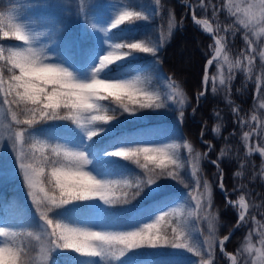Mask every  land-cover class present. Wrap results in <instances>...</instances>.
I'll use <instances>...</instances> for the list:
<instances>
[{
  "label": "trees",
  "instance_id": "1",
  "mask_svg": "<svg viewBox=\"0 0 264 264\" xmlns=\"http://www.w3.org/2000/svg\"><path fill=\"white\" fill-rule=\"evenodd\" d=\"M122 7L141 11L150 19L121 25L120 29L113 30L109 37H104L101 32L96 31V28L107 27L114 14ZM9 8L16 10L17 21L26 24L33 33L37 47L49 50L48 54L53 57L57 54L71 57L72 66L67 63L63 66L71 70L77 79H88L97 63L99 56L91 62L86 58L89 50L94 49L102 55L108 50L106 40L123 42L120 39L111 40L112 36L124 40L147 39L157 44H161L163 38L162 46L155 57L151 54L136 53L135 57L111 65V71L106 69L101 76L106 79H131L141 75L144 78V87L159 91L162 95L171 91L169 83L174 81L180 84L186 97L183 123L178 122L179 112L174 110L176 105L170 101L165 109L142 110L135 116L124 113L109 125H101L104 131L92 141L85 139L80 145L91 160L86 170L97 179H121L124 176L142 175L141 170L132 161L104 155L105 152L115 151L121 146L118 138H127L128 143H190L195 151L202 154L200 178L202 181L208 180L213 190L211 211L217 214L213 264H229V258L221 253L218 242L230 232L239 219V208L228 200L234 202L240 196H244L248 203L247 223L235 228L224 246L227 252L235 255L237 264H247L251 259L250 253L246 251L248 244L259 248V233L264 232V157L257 151H249L250 148L264 146V132L254 134L245 142L243 134L251 129L248 124L242 126L239 120H247L253 128H258V123L252 122L251 116L255 114L262 119L263 109L259 108V102L264 97H257L256 82L257 77H261V83L264 85V69L258 55L259 50L263 49V36H254L252 31L244 29L236 22V15L233 14L235 11L231 8L229 0H204L203 7L200 0H161L160 5L156 4V0H0V11H7ZM192 9L196 17L208 19L212 23L215 36L223 37L224 52L228 56L227 61L221 57L222 67L216 61L209 66L206 94L199 101L197 97L204 89L203 77L206 63L213 54L214 39L194 22L191 17ZM170 19L174 21L171 31L168 27ZM246 31L257 49L251 76L243 71L246 66V61H243L247 48L244 39ZM3 43L20 42L13 39L4 40ZM156 59L160 61L157 66L159 74L155 71H145ZM237 59L242 61L241 68L231 69L232 80L226 86H221V75L227 77L230 66ZM138 69L141 71H137ZM102 103L105 107L122 111L111 100ZM234 107L237 109L236 113L232 111ZM217 126L218 133L214 131ZM35 127H40L41 133H52L61 137L60 142L83 137V133L71 121H50ZM221 150L224 152L222 157ZM181 156L185 161L181 174L191 182L187 149L181 148ZM210 160L218 161L219 169ZM221 171L227 195L219 188ZM238 171L240 176H236ZM187 191L183 184L165 179L145 190L141 197L132 200L130 204L105 205L98 199L81 201L59 209L56 218L65 222L91 220L93 229H99L105 226L106 221L111 220L135 223L137 227H142V223L138 222H153L155 217L150 219L148 214L162 204L179 207L185 199L191 203L190 198L186 197ZM52 194L56 193H50ZM118 194L122 196L123 192L118 191ZM29 212V206L16 182L7 181L4 174H0V223L12 225L18 233L33 231L36 227L35 221ZM248 213L255 215L256 221H252ZM168 222H162L161 227L166 228ZM168 230L170 232V229ZM202 233H207V224L204 221H201L198 230L194 231V236L200 244L204 241ZM33 235L35 236L36 232ZM16 243L23 247L25 244L34 245L35 240L21 236ZM199 260V257L186 249L145 248L136 250V253H129L118 264H199ZM51 264L95 262L67 250H57L52 255Z\"/></svg>",
  "mask_w": 264,
  "mask_h": 264
},
{
  "label": "snow or ice",
  "instance_id": "2",
  "mask_svg": "<svg viewBox=\"0 0 264 264\" xmlns=\"http://www.w3.org/2000/svg\"><path fill=\"white\" fill-rule=\"evenodd\" d=\"M160 3L161 0H156L157 5ZM200 3L203 7L204 0H200ZM238 8L239 11L233 13L236 15V22L255 34L257 19L264 24V0H244ZM213 15L215 16V12ZM148 19L150 17L141 11L122 7L114 14L107 27L96 28V31L101 32L104 37H109V34L120 29L121 25H131L134 21ZM196 24H203L208 33L213 32L206 20H196ZM173 25L174 21L170 19V31ZM93 26L96 27L95 24ZM261 30L264 31V28ZM13 39L20 43H3L4 40ZM110 39H120L123 42L106 40L108 50L102 55L94 49L89 50L86 54L88 61H95L99 56L98 63L92 68L87 80H78L73 72L63 66L65 63L72 66L70 56L49 55V50L37 47L36 38L27 25L17 21L14 8L0 11V96L3 97L0 101V125L6 130L5 146L11 144L15 165L19 169L18 174L22 177L27 196L39 214V220L42 221L33 231L19 233L7 224H0V264H51L52 255L57 250L76 253L79 257L94 261L95 264H118L129 253H136V250L145 248L186 249L200 258L199 264H213V245L217 238V214L211 211L213 190L208 180L202 181L200 178L202 154L195 151L190 143H128L127 138H118L121 146L115 151L105 152L104 155L132 161L141 170L142 175L124 176L121 179H97L86 170L91 160L80 145L85 139L92 141L104 131L101 125H109L124 113L135 116L142 110L165 109L170 101L176 105L174 110L179 112L178 122L183 123L184 120L186 97L180 84L174 81L169 83L171 91L162 95L159 91L144 87V78L141 75L131 79L100 78L105 69L110 72L111 65L135 57L136 53L151 54L155 57L162 46L163 38L161 44L147 39L124 40L117 36ZM214 39L215 54L207 61L203 77L205 90L200 92L198 101L206 94L209 79L207 65L216 61L222 67L221 57L224 61L228 60L223 48V37L214 36ZM244 39L247 48L243 54V61H246L243 71L251 76L257 49L249 39L247 31ZM258 55L264 69V49L259 50ZM159 63V59L154 60L145 71H155L159 74ZM241 66L242 61L237 59L230 66L229 75H221L220 85L226 86L230 83L231 69ZM213 85L215 91V77ZM256 95L264 97L261 77H257ZM109 100L122 111L105 107L102 102ZM259 108L264 109V99L260 100ZM232 111L236 113L237 109L234 107ZM50 121H71L83 133V137L60 142L61 137L52 133H41V128L35 127ZM251 121L257 122L259 127L253 128L249 121L239 120L242 126L248 124L251 129L243 134L245 142L254 134L264 132V119L254 114ZM214 131L218 133L219 126ZM181 148L188 151L187 164L191 167V182L181 174V170L185 168ZM249 151H257L264 157V146L250 148ZM220 155H224L223 150ZM212 163L219 169L218 161ZM240 175L238 171L236 176ZM165 179L183 184L185 189H188L186 197L190 198L191 203L185 199L179 207L162 204L148 214L150 219L155 217L153 222H138L142 223V227H137L135 223L111 220L106 221L105 226L99 230H93L91 220L65 222L56 218L59 209L81 201L98 199L105 205L130 204L132 200L141 197L145 190ZM219 188L224 190L222 171ZM118 191H122L123 195H119ZM238 203L240 213L236 228L247 223L248 205L244 203V196H240ZM50 213L52 215H49ZM248 215L252 221H256L255 215ZM165 221H169L167 227L162 228L161 223ZM201 221L207 224V233H202L203 244L194 236V231L198 230ZM34 232L38 235L34 236ZM21 236L34 239L35 244L19 246L16 241ZM259 236V248H255L251 243L246 248L251 255L247 264H264V232L259 233ZM230 238L229 234L219 239L221 253L225 252L224 245ZM248 239H251V234ZM228 258L232 264H237L236 257Z\"/></svg>",
  "mask_w": 264,
  "mask_h": 264
},
{
  "label": "rangeland",
  "instance_id": "3",
  "mask_svg": "<svg viewBox=\"0 0 264 264\" xmlns=\"http://www.w3.org/2000/svg\"><path fill=\"white\" fill-rule=\"evenodd\" d=\"M229 3H230L231 8L235 12H238L239 11L238 6L242 5L244 3V0H229ZM257 16H258V11H257ZM262 28H264V24H261L259 22V19H257L256 26H255V34H253V35L254 36H259V35L263 36V49H264V31L261 30ZM214 46H215V43H214ZM212 52H213V54L215 53L214 49L212 50ZM102 54H104V52ZM98 60H99V58H98ZM98 60H97V63H98ZM69 71H71V70H69ZM100 78H103V77L101 76ZM78 80H85V79H78ZM2 99H3V97L0 96V101H2ZM262 119H264V109H263V113H262ZM6 140H7L6 130L3 128L2 125H0V161H1L0 174H4V178L7 181L8 180H14L16 182V184L19 186V189L22 191V195L24 196V199L26 200L27 205L29 206V209H30L29 213H31V215H33V218L35 221V226L40 225V224H42V221L39 220V214L36 212L35 206L32 204L31 199L27 196V190L23 186L22 177H20L18 174L19 169L15 165V154L12 152L11 144H7V146H5ZM206 155H207V153H205V156ZM210 161L212 162V160H210ZM98 179H101V178H98ZM236 201H238V200H236ZM236 205L239 208V203H237ZM192 207L193 208L195 207L194 204L192 205ZM239 212H240V209H239ZM0 224H7V223H0ZM7 225L11 226L14 229V227L12 225H9V224H7ZM233 229H234V227L231 228L230 231ZM93 230H99V229H93ZM36 235H38V233H36Z\"/></svg>",
  "mask_w": 264,
  "mask_h": 264
},
{
  "label": "water",
  "instance_id": "4",
  "mask_svg": "<svg viewBox=\"0 0 264 264\" xmlns=\"http://www.w3.org/2000/svg\"><path fill=\"white\" fill-rule=\"evenodd\" d=\"M191 16H192V18L193 17H195V19H194V21L196 22V20H200V21H207L208 22V24L212 27V29H213V25L211 24V22L209 21V20H207V19H202V18H198V17H196L193 13L191 14ZM201 27H202V29H204V27H203V24H199ZM208 33V32H207ZM210 35H212L213 37H214V30H213V32L212 33H209ZM214 41H215V39H214ZM215 54V53H214ZM213 54V55H214ZM213 55L209 58V59H212V57H213ZM209 67V65H207V68ZM205 90V89H204ZM222 192H224L225 193V190H223ZM239 202V200L238 201H236V202H234L235 204H237ZM244 203L246 204V205H248L247 204V201L244 199ZM238 222V221H237ZM234 228H236L235 226H234ZM233 232V230H231L230 232H229V234H231ZM228 234V235H229ZM224 253H226L227 254V252H226V250H225V252ZM230 256H234L233 254H231V253H228V257H230ZM235 257V256H234ZM231 264H232V261H231Z\"/></svg>",
  "mask_w": 264,
  "mask_h": 264
}]
</instances>
